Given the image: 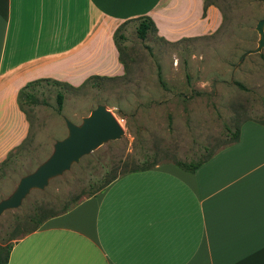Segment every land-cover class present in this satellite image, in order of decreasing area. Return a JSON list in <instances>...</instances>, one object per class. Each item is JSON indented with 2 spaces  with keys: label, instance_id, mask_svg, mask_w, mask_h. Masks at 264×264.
I'll return each mask as SVG.
<instances>
[{
  "label": "crops",
  "instance_id": "obj_1",
  "mask_svg": "<svg viewBox=\"0 0 264 264\" xmlns=\"http://www.w3.org/2000/svg\"><path fill=\"white\" fill-rule=\"evenodd\" d=\"M203 0H0V162L29 121L17 104L27 82L79 86L124 72L113 41L148 16L174 42L220 22ZM6 264H264V124L243 121L193 171L173 163L116 177L15 240Z\"/></svg>",
  "mask_w": 264,
  "mask_h": 264
},
{
  "label": "rangeland",
  "instance_id": "obj_2",
  "mask_svg": "<svg viewBox=\"0 0 264 264\" xmlns=\"http://www.w3.org/2000/svg\"><path fill=\"white\" fill-rule=\"evenodd\" d=\"M204 1L220 13L209 34L168 42L150 32L140 39L136 22L127 21L121 30L122 75L79 88L41 85L35 91L37 102L22 104L29 130L17 157L0 166V200L51 154L54 142L67 134L65 120L79 124L101 104L123 133L80 157L44 187L30 189L16 208L1 212L0 248L32 227L28 217L37 206L57 211L77 196V201L84 198L101 181V164L128 153L140 158L142 152L156 165L196 160L228 144L243 121L264 120V45L243 55L256 45L254 26L264 18V0ZM58 89L64 96L59 112L54 99Z\"/></svg>",
  "mask_w": 264,
  "mask_h": 264
},
{
  "label": "water",
  "instance_id": "obj_3",
  "mask_svg": "<svg viewBox=\"0 0 264 264\" xmlns=\"http://www.w3.org/2000/svg\"><path fill=\"white\" fill-rule=\"evenodd\" d=\"M254 29L258 35L256 45L243 55L257 53L264 45V18L256 21ZM65 125L67 134L54 142L51 154L32 172L20 177L8 198L0 200V213L16 208L30 189L44 187L48 179L60 175L80 157L107 141L118 139L123 133L113 113L101 104L83 116L79 124L65 120Z\"/></svg>",
  "mask_w": 264,
  "mask_h": 264
},
{
  "label": "trees",
  "instance_id": "obj_4",
  "mask_svg": "<svg viewBox=\"0 0 264 264\" xmlns=\"http://www.w3.org/2000/svg\"><path fill=\"white\" fill-rule=\"evenodd\" d=\"M204 1V0H203ZM211 3H206L204 1L203 7H202V15H204V10L206 6ZM135 23V34L138 38L144 39L146 35L150 32H155V26L152 22V20L148 16H141L133 19ZM126 21L122 22L113 32V41L117 48V51L119 53V60L120 59V42L125 39L124 34L122 33V27L123 24ZM262 59L264 61V56H262ZM101 78H109L107 76H98V75H91L87 77L79 86L76 88L86 86V85H92L94 79H101ZM157 79L159 83L164 86V83L160 77L159 72H157ZM41 85H51L54 87H62V86H69L64 82H60L53 79L48 78H40L33 81H29L26 84H24L17 92V104L21 111L25 113V110L23 109L22 104H28L33 105L37 102L35 97V91L38 89ZM63 93L58 89L55 92V104H56V110L59 112L62 108L63 103ZM26 115V113H25ZM255 122H258L260 124H264V120H255L251 119ZM238 129L239 126H237L232 132L231 137L228 142L232 143L235 142L238 138ZM24 140L17 145L13 151L9 152L4 160L0 162V166L6 165L10 163L15 157L18 155V151H20L24 145ZM214 152H207L204 156L196 159V160H190V161H180L176 160L173 162L177 167L185 170V171H193L195 168H197L201 163L206 161ZM157 163L152 159V156L149 153L142 152L140 158H134L131 153H128L123 158H118L116 160H111L109 163L101 164V168L104 171V175L101 178V181L93 188L91 191L86 193L85 197L91 196L95 194L96 192L100 191L104 186H106L108 183H110L112 180H114L116 177L123 175L125 173L129 172H135V171H141V170H147L152 167H154ZM79 197L77 196L72 203L63 205L59 210L54 211L52 209H47L44 206H37L34 210V212L28 217L30 221L33 222L32 227L26 231L23 235L35 230L44 220L55 216L57 214H60L64 211H66L68 208H70L72 205H74ZM11 245L6 246L5 248H0V264H6L7 255L9 252ZM4 250V253L2 251Z\"/></svg>",
  "mask_w": 264,
  "mask_h": 264
}]
</instances>
